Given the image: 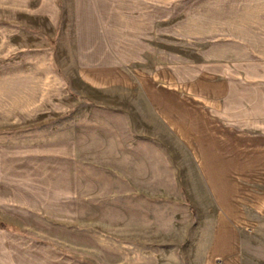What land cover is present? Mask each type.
I'll return each mask as SVG.
<instances>
[{
  "label": "rangeland",
  "instance_id": "374dc122",
  "mask_svg": "<svg viewBox=\"0 0 264 264\" xmlns=\"http://www.w3.org/2000/svg\"><path fill=\"white\" fill-rule=\"evenodd\" d=\"M60 1L73 25L54 40L42 30L41 104L24 107L29 119L12 87L33 78L17 75L33 54L0 57L12 71L0 106V264H196L208 219L180 171L146 161L147 146L168 143L146 138L143 93L84 90L80 63L263 57L264 0ZM244 248L245 264H264V245Z\"/></svg>",
  "mask_w": 264,
  "mask_h": 264
},
{
  "label": "crops",
  "instance_id": "0c3cea01",
  "mask_svg": "<svg viewBox=\"0 0 264 264\" xmlns=\"http://www.w3.org/2000/svg\"><path fill=\"white\" fill-rule=\"evenodd\" d=\"M64 6L60 0H0V57L9 59L10 50H16L23 62L29 51L35 59L30 69L23 65L17 70L18 78L21 73L34 75L27 84L24 76L15 87L16 78L11 79L26 119L36 113L32 109L26 114L24 107L41 104V51L35 45L42 30L51 39L57 26L73 25L71 15L70 21L62 20ZM6 64L0 65L1 107L9 105L12 91V71ZM80 67L78 81L84 90L143 93L150 117L145 136L168 143L147 146L151 156L146 161L180 171L179 184L197 216L203 212L208 219L196 245V264H245L244 245H264V56L168 58L150 69L84 61Z\"/></svg>",
  "mask_w": 264,
  "mask_h": 264
}]
</instances>
